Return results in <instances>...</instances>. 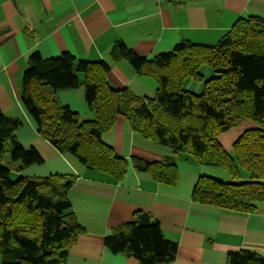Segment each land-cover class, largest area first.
Wrapping results in <instances>:
<instances>
[{
	"label": "trees",
	"instance_id": "obj_1",
	"mask_svg": "<svg viewBox=\"0 0 264 264\" xmlns=\"http://www.w3.org/2000/svg\"><path fill=\"white\" fill-rule=\"evenodd\" d=\"M111 57L127 59L139 74L154 77L155 96L113 87L106 60H80L71 52L47 58L39 51L29 55L21 99L39 134L61 153L121 180L130 161L102 134L123 116L134 131L170 147L174 154L185 152L201 164L229 172L231 181L201 175L193 190L194 201L241 212L257 210L264 203V17L239 18L215 45L182 40L150 59L117 41ZM204 64L215 75L205 79ZM79 72L85 75V97L94 119H82L59 97L60 90L81 84ZM189 77L205 81L203 92L184 87ZM243 119L254 120L256 127L245 130L232 150H226L219 135ZM22 124V119L0 107L1 264H66L70 247L84 232L68 196L74 177L18 174L11 178L13 166L9 159L4 163L6 152L19 171L43 162L36 148L18 141L16 131ZM175 159L149 162L133 157L132 163L155 180L172 185L178 176ZM104 242L111 252L125 253L141 264H172L178 252V242L143 210H137ZM227 264H264V256L251 249L231 251Z\"/></svg>",
	"mask_w": 264,
	"mask_h": 264
},
{
	"label": "crops",
	"instance_id": "obj_2",
	"mask_svg": "<svg viewBox=\"0 0 264 264\" xmlns=\"http://www.w3.org/2000/svg\"><path fill=\"white\" fill-rule=\"evenodd\" d=\"M252 15L264 17V0H0V107L23 120L16 131L18 141L26 148H36L43 157L42 163L21 173L74 177L68 196L84 232L70 247L66 264H141L125 253L111 252L104 242L116 228L131 221L137 210L149 212L165 235L178 242L172 264H227L229 252L241 249L264 256V203L255 211L241 212L194 201L200 176L220 175L225 170L201 164L185 152L174 154L170 147L134 131L123 116L102 139L130 161L124 178L118 180L88 167L84 172L39 134L22 102L29 55L39 51L47 58L71 52L80 60H106L113 87L154 97L158 86L154 77L139 74L127 59H112L117 41L151 59L182 40L215 45L239 18ZM79 79L77 88L59 91L60 100L82 119H94L85 97L83 72ZM251 127H256L254 122L243 119L218 138L231 151ZM171 156L178 166L172 185L155 180L149 171L137 170L132 163L133 157L160 162ZM225 172L222 179L231 181Z\"/></svg>",
	"mask_w": 264,
	"mask_h": 264
},
{
	"label": "rangeland",
	"instance_id": "obj_3",
	"mask_svg": "<svg viewBox=\"0 0 264 264\" xmlns=\"http://www.w3.org/2000/svg\"><path fill=\"white\" fill-rule=\"evenodd\" d=\"M201 72L204 74L205 79L210 78L211 76L215 75L214 70L208 64H204L201 67ZM204 84H205V81L204 80H197V79H194V78L189 77V78L186 79L185 84H184V87L186 89L192 91V92L201 93L204 90ZM251 121H254V120H251ZM254 124L256 125L255 122H254ZM65 155L67 156V159L69 161H71L73 164H75L77 166L78 165L81 166V168H82V170H84V172L86 171L87 166H85V164H83L82 162H80V160L77 157H75L74 155H71L69 153L68 154H65ZM8 159H9V161H11V164L13 166V169H12V172H11V175L10 176H11V178L15 179L18 174H22L21 173L22 171H19L18 169H16V166L14 164V161L11 159V154L9 152H6L4 154V163L7 164ZM217 169H220L219 171H223L221 167H219ZM225 171H227V170H225ZM225 171L224 172H221V174L222 173H227ZM53 174L56 175L57 173H53ZM221 174L220 175H217V173H214V177L219 178V179H222L223 178L222 177L223 175H221ZM222 180H224V179H222ZM1 262H2V255L0 253V264H1Z\"/></svg>",
	"mask_w": 264,
	"mask_h": 264
}]
</instances>
